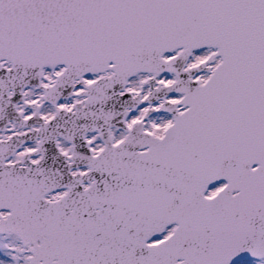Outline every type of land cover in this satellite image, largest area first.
<instances>
[{
  "label": "snow or ice",
  "instance_id": "obj_1",
  "mask_svg": "<svg viewBox=\"0 0 264 264\" xmlns=\"http://www.w3.org/2000/svg\"><path fill=\"white\" fill-rule=\"evenodd\" d=\"M0 264H264V0H0Z\"/></svg>",
  "mask_w": 264,
  "mask_h": 264
}]
</instances>
